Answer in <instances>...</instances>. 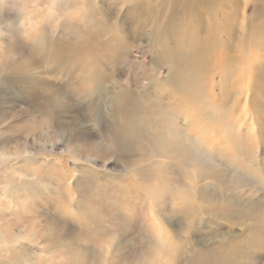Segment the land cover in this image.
<instances>
[{
  "label": "rangeland",
  "instance_id": "rangeland-1",
  "mask_svg": "<svg viewBox=\"0 0 264 264\" xmlns=\"http://www.w3.org/2000/svg\"><path fill=\"white\" fill-rule=\"evenodd\" d=\"M60 1L56 12L55 0H0V264H189L193 254L192 264H264V88L252 69L264 51L226 78L234 99H250L232 107L221 97L212 116L223 47L216 58L191 54L201 47L191 36H207L200 28L158 22L157 0ZM174 68L186 93L161 88Z\"/></svg>",
  "mask_w": 264,
  "mask_h": 264
},
{
  "label": "bare ground",
  "instance_id": "bare-ground-1",
  "mask_svg": "<svg viewBox=\"0 0 264 264\" xmlns=\"http://www.w3.org/2000/svg\"><path fill=\"white\" fill-rule=\"evenodd\" d=\"M85 1V6H86V2L88 0H84ZM160 3V8L156 9V17H157V21L159 22H163L165 20L166 17H171L170 20L174 23L178 22V23H189L191 24L193 27H198L202 30V32L207 35L205 38L202 37L201 33H196L193 34L191 36V41H199L201 43V47L198 48L197 46V50H192L190 51L191 54H198L199 59L203 58V56H208V57H217V55H215L217 53V49L220 48L221 46L223 47V50H221L220 52V56L224 58V66L221 67L220 70L216 71V74H220L223 73L221 76H219L216 80V82L214 81V79L212 81H214L215 83H213L215 86H219V88L221 89V87H223V91H221L219 93V98L216 99L222 101V98L225 99L226 104H231L232 107H234V105H237L236 103L239 102L240 98H249V95L239 91L238 99H234V93L231 88L233 87H229L228 82L226 81V78L229 79V81L231 80L230 77L234 76L235 73L240 72L241 74H244L245 70L248 68L246 63H244L245 65H242V63L240 61H242V57L246 56L247 54H249L251 51H255V49L259 50V51H264V0H254L253 4H252V12L250 17H248L247 19V11H246V6L248 4V0H186L188 2H186L185 4H183L182 6H180L178 9L175 7H170L167 5V0H157ZM61 1L60 0H55L54 4L52 3L51 5H49L48 9L52 10V11H56L58 12L59 9L57 6H60ZM203 12H205L209 18L210 21L206 24L205 20H204V16H203ZM148 12H142L140 14H137V17H142L145 15H148ZM88 17H83V20H86ZM241 19L242 22V26H241V30H238L235 24V21L237 19ZM28 19H32L31 17H27ZM251 21L254 22L253 26L251 27V33L249 35H245L243 33V30L245 28V26L248 24V22ZM30 24H34L35 22L32 21H28ZM216 29V33H214V30ZM210 32V33H209ZM210 36V37H209ZM214 36V38H213ZM212 37V38H211ZM213 45V47H211V45ZM218 44V45H217ZM183 50L185 49V47L182 48ZM207 50V51H206ZM182 52V51H181ZM257 52V51H256ZM179 54V53H178ZM183 57H187L188 58V53L187 52H183V54H179ZM258 57V56H257ZM214 58V59H215ZM250 58V57H249ZM219 58L213 60L215 61V64L218 65L219 64ZM240 62V63H238ZM200 63L203 65L206 63V61H200ZM214 65V62H213ZM179 68V67H178ZM253 71L255 70L256 75L253 77L254 78V82H255V86L257 89L259 88H264V54H263V61H259L256 62L253 67H252ZM215 70V69H214ZM240 70V71H239ZM250 73V72H249ZM252 75V74H251ZM203 71L200 70V77L198 76L197 79H200L201 81L203 80ZM215 77V76H214ZM101 78V77H100ZM179 78L180 75L178 73L177 69H172L169 74L167 75V77L165 79H163L162 81H160V85L163 91H165L166 86L168 85H173V86H177L176 89H173L172 86L169 87V89H173L179 93H186V86H184L183 84L179 83ZM194 77L191 76L186 80V84L189 88L194 89L192 86L189 85V81L193 80ZM234 79V78H232ZM233 85V84H231ZM243 88H248V84L244 83L242 84ZM214 86V87H215ZM250 88V87H249ZM248 88V89H249ZM92 90V89H91ZM252 95V94H251ZM222 97V98H221ZM193 99V98H191ZM190 99V100H191ZM233 99H234V103H233ZM225 101H222L220 103H214L213 102H209L210 106L206 107L207 111H209V114H211L212 116L214 114H218L221 112V110L223 109L221 106H224ZM197 102H202V99L200 100V98H194L193 101H191L189 103V105L191 104V106H195L197 108V112H200V109L202 110L203 104L201 105ZM258 103H262V107L264 109V91L262 94L261 99L259 100ZM218 104V106H217ZM246 104V102L244 103ZM248 104V103H247ZM245 106V105H244ZM160 107V106H159ZM188 107V106H187ZM247 108V106H245ZM189 108V107H188ZM205 108V107H204ZM162 109V108H161ZM178 109V107H177ZM249 109V108H248ZM171 110V109H169ZM173 110V109H172ZM187 111V110H186ZM206 111V112H207ZM167 112L169 113V111L167 110ZM173 112V111H172ZM201 113V112H200ZM205 114V113H204ZM250 114V113H249ZM201 115H203L201 113ZM219 115V114H218ZM247 115V114H246ZM187 116V115H186ZM170 117V116H169ZM219 117V116H218ZM218 117L216 119H218ZM188 118V116H187ZM220 118V117H219ZM171 119V118H170ZM208 119V118H207ZM213 119V118H212ZM187 120V119H186ZM205 122V121H204ZM218 122V121H217ZM216 122V123H217ZM174 123V122H173ZM170 122L167 124V126L170 128L171 126H173L174 124ZM187 123V122H186ZM219 123V122H218ZM217 123V124H218ZM173 124V125H172ZM215 126V125H214ZM236 126V125H235ZM263 126V125H262ZM184 127V126H183ZM232 127V126H231ZM216 128V127H215ZM218 128V127H217ZM229 128V123L227 121V119L224 120V122L221 123V126L219 127V129H223L225 132L228 130ZM173 129V128H172ZM186 129V128H185ZM200 129V128H199ZM233 130V129H232ZM231 131V130H230ZM230 132H228L227 134H229ZM200 135V134H199ZM224 135H226V133H224ZM168 136V135H167ZM225 137V136H224ZM230 137V136H229ZM235 137V134H234ZM202 138V137H201ZM201 138H200V143H201ZM233 138V137H232ZM196 139V138H195ZM199 139V138H198ZM197 139V142H198ZM228 139V138H227ZM237 141V140H235ZM231 142V141H230ZM182 143V142H181ZM197 144V145H200ZM226 143V142H225ZM232 143V142H231ZM194 144V143H193ZM233 144V143H232ZM218 145V144H217ZM225 145V144H224ZM234 145V144H233ZM195 145H193L194 147ZM204 146V144H203ZM235 146V145H234ZM192 147V149H194ZM201 147V146H199ZM226 147V146H225ZM198 148V147H196ZM195 148V149H196ZM206 148V147H205ZM238 148V146L235 147V149ZM199 149V148H198ZM201 149V148H200ZM232 149V150H235ZM244 149V148H242ZM197 150V149H196ZM201 150H205V149H201ZM208 150V149H207ZM221 150V149H220ZM231 150V151H232ZM206 151V150H205ZM204 151V153H205ZM209 151V150H208ZM213 151V149H212ZM225 152V150L223 151ZM234 152V151H233ZM236 152V150H235ZM20 153V152H19ZM227 153V152H226ZM197 152H196V156H197ZM210 154V153H209ZM199 155V154H198ZM201 155V154H200ZM246 155V154H244ZM195 156V158H196ZM206 156V155H204ZM198 157V160H195V163H201V161L199 159H201L203 162H205V157ZM211 156V155H210ZM210 156L208 157V159H210ZM2 157V156H1ZM246 157V156H245ZM3 158V157H2ZM1 158V159H2ZM235 159V158H234ZM205 160V161H204ZM232 160V159H231ZM238 160V159H237ZM4 160H1L0 163ZM8 161V160H6ZM233 162V161H232ZM235 162V161H234ZM7 163V162H5ZM203 164V163H202ZM234 164V163H233ZM246 164V163H245ZM7 165V164H6ZM204 165V164H203ZM210 166V165H209ZM200 167V166H199ZM204 167V166H203ZM192 168V167H191ZM215 168V167H214ZM195 169V168H194ZM198 169V168H197ZM201 169V168H200ZM160 170V169H159ZM196 170V169H195ZM199 170V169H198ZM191 171V169H190ZM195 173V172H193ZM190 175V174H188ZM194 175V174H193ZM195 175H197L195 173ZM192 176V175H191ZM199 176V175H198ZM150 178V177H149ZM189 178V177H187ZM186 180V179H184ZM183 180V181H184ZM189 180V179H188ZM193 180V179H192ZM157 181V180H156ZM160 181V180H159ZM168 181V180H165ZM174 182V181H172ZM190 183H192L191 181H189ZM196 182V181H195ZM159 183V182H158ZM157 183V184H158ZM161 183V181H160ZM171 183V182H170ZM176 183V182H175ZM178 184V183H177ZM193 184V183H192ZM196 186V183H194ZM193 184V185H194ZM156 185V184H155ZM194 186V187H195ZM177 187V186H176ZM180 187V185H179ZM175 188V190H179ZM183 186H181V189ZM185 188V187H184ZM191 188V186L189 187ZM160 189V188H157ZM184 190V189H183ZM190 190V189H189ZM147 191V189H146ZM151 191V189H150ZM160 191V190H159ZM158 191V192H159ZM185 191V190H184ZM155 192H157L155 190ZM178 192V191H177ZM182 191L179 192L178 195H182L181 193ZM191 192V191H190ZM189 192V193H190ZM154 193V192H153ZM152 193V194H153ZM161 193V191H160ZM166 193V192H164ZM186 193V192H185ZM147 194V192H146ZM151 194V192H150ZM151 194V195H152ZM155 194V193H154ZM163 194V192H162ZM161 194V195H162ZM188 194V193H187ZM220 194V193H219ZM164 195V194H163ZM175 195V194H174ZM160 196V195H159ZM154 197V195H153ZM158 197V196H157ZM176 197V195H175ZM174 198V196H173ZM181 198V197H180ZM177 199V198H175ZM148 200V198H147ZM153 200V199H152ZM168 200V199H166ZM151 201V200H149ZM170 201V200H169ZM172 198H171V201ZM169 202V203H170ZM152 203V202H151ZM174 203V202H173ZM150 204V203H149ZM172 204V203H171ZM170 204V205H171ZM175 204V203H174ZM152 205V204H151ZM178 205V204H177ZM184 205V204H183ZM153 206V205H152ZM151 206V207H152ZM174 206V205H173ZM177 207V206H176ZM174 207V208H176ZM188 207V206H187ZM190 207V206H189ZM244 208H247L250 210L249 206H245ZM173 209V208H172ZM174 211V210H173ZM80 212V211H79ZM81 213V212H80ZM152 214V213H151ZM155 214V213H154ZM156 215V214H155ZM158 216V215H157ZM156 216V217H157ZM159 217V216H158ZM157 217V218H158ZM161 220V219H160ZM156 221V220H155ZM162 221V220H161ZM157 223V222H156ZM167 226V225H166ZM185 226V225H184ZM264 226V225H263ZM260 227L259 229H263L264 228ZM158 227V226H157ZM160 227V226H159ZM222 230H215L213 233L214 236L220 237L221 239L223 238H227V237H232L233 235H231V233H229L228 231L221 233ZM171 232V230H170ZM186 232V230H185ZM184 231L183 233L186 234ZM171 234V233H169ZM163 236V235H162ZM160 236V237H162ZM173 237H171V240L176 239L175 235L172 234ZM155 237V236H154ZM153 237V238H154ZM184 237V236H183ZM245 239H250L249 236H243L240 238H244ZM158 238V237H157ZM167 238V237H166ZM181 239V238H180ZM183 239V238H182ZM246 239V240H247ZM168 240V238H167ZM178 240V238H177ZM188 240V239H187ZM197 240V239H196ZM180 242V240H178ZM177 241V242H178ZM184 241V240H183ZM193 241V240H192ZM163 242V241H162ZM176 242V241H175ZM178 242V243H179ZM169 243V242H168ZM172 243V242H170ZM182 243V242H181ZM184 244V243H182ZM187 245V244H186ZM193 245V244H192ZM199 245V243H198ZM203 245V244H202ZM179 246V245H178ZM201 246V244H200ZM174 247V246H173ZM164 249V248H163ZM167 249V248H166ZM169 249H171L173 251V249L170 247ZM196 250V249H195ZM242 250V249H241ZM197 251V250H196ZM179 252V251H178ZM183 252V251H182ZM194 252V250H193ZM175 253V252H174ZM201 253V252H200ZM173 254V253H172ZM163 255V254H162ZM190 256V254H188ZM167 256V255H166ZM171 257V256H170ZM214 257V256H213ZM228 257V256H227ZM173 258V257H171ZM170 258V259H171ZM183 258V257H182ZM225 258V257H224ZM224 258L220 259L221 263H217V261L214 262H209L208 259H204L203 262L201 261L200 263H196L195 264H228L229 262L225 261ZM230 258V257H228ZM168 259V260H170ZM181 259V258H180ZM189 264H192V262L194 260L197 259V256L195 254H193L192 256H190L189 258ZM212 259V256H211ZM227 259V258H226ZM163 261V260H162ZM175 261V260H174ZM147 262V260H146ZM166 262V261H165ZM183 262H184V258H183ZM187 260L184 263L181 264H187L186 263ZM167 263V262H166ZM169 263V262H168ZM144 264V263H143ZM153 264V263H151ZM175 264V263H174Z\"/></svg>",
  "mask_w": 264,
  "mask_h": 264
}]
</instances>
